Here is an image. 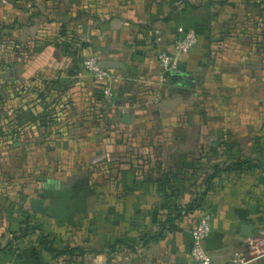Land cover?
<instances>
[{
  "label": "rangeland",
  "instance_id": "obj_1",
  "mask_svg": "<svg viewBox=\"0 0 264 264\" xmlns=\"http://www.w3.org/2000/svg\"><path fill=\"white\" fill-rule=\"evenodd\" d=\"M33 3L27 8L33 19L13 24L16 35L0 28V246L24 249L38 231L12 238L24 228L43 226L58 248L91 234L97 239L91 251L98 264H125V226H137L139 211L138 199L125 198L131 186L125 183L126 171L136 180L160 178L151 186L168 196L164 203L168 210L173 205L171 216L186 209L194 223L201 214L211 220L217 203L239 192L264 217V163L205 184L211 168L231 157L222 150L228 141L212 130L218 128V98L201 90L218 87L225 48L243 50L241 45L251 41L264 68L263 0H160L155 20L138 24L139 39L156 53L159 46L170 48L180 31L192 29L193 48L206 47L211 70L205 71L208 76L198 74L191 96L155 93L139 99H133L137 93L125 98V38L119 51L124 54L113 58L90 48L97 37L90 29L102 35L109 23L99 16L95 22L91 15L104 14V8L90 12L93 2L82 0L81 12L74 11L82 17L79 23L58 20L42 10L41 2ZM21 9L25 13L26 7ZM89 56L111 64L108 97L103 81L83 65ZM132 105L140 107L142 117L127 124ZM203 113L213 116L204 128ZM208 128L202 137L201 129ZM192 141L205 147L186 149Z\"/></svg>",
  "mask_w": 264,
  "mask_h": 264
},
{
  "label": "crops",
  "instance_id": "obj_2",
  "mask_svg": "<svg viewBox=\"0 0 264 264\" xmlns=\"http://www.w3.org/2000/svg\"><path fill=\"white\" fill-rule=\"evenodd\" d=\"M36 1L41 2L42 10L48 13L52 12V16L59 17L58 20L67 17V20L72 19V22H81L80 18L82 17L78 19L79 15H76L74 11L77 8L81 12L82 0H59L64 1L59 5H57L58 2H53L54 0ZM90 1L93 2L90 4V12L94 7L98 11L100 6L105 11L102 15L100 13L96 16L91 15L95 18V22L99 21L97 16L101 19L105 17L109 21L108 25L104 27L102 35H99V30L90 29L89 33L97 36L93 40L94 46L90 48L96 53L112 55L113 58L124 54L119 51L124 49L120 40L125 38V98L128 96L130 98L136 93L137 95L133 99H139L146 95L152 96L155 93L161 96L169 93L176 96L183 94L191 96L197 87L198 74L205 73L208 76V72L205 71L208 69L210 71L211 67L208 65L209 55L206 53V47L196 45L182 55L181 60L185 59L181 64L183 68L175 71L185 72L191 76L190 79L172 73L173 75L171 74L165 82L158 80L157 54L159 50L164 49L162 48L164 46H159L155 53L147 41H143V38L139 39L143 31L139 29L138 24L155 20L156 12L160 13V0ZM165 3L168 4V0H165ZM33 4V0H0V28H9V32L16 35L17 30L13 28V24L19 18H25L26 22L33 19V14L27 12V8ZM22 7H26L25 13L21 9ZM46 15L50 16L51 14ZM77 32L80 33V29ZM102 38L104 40L101 41ZM241 48L243 50L235 49L234 52L225 48L219 71L218 87L213 89L207 86L201 90L206 92V96L216 95L218 98L219 119L217 125L219 129L212 130L228 141L227 146L222 147V150L228 151L231 158L224 165L234 159L241 158L244 154L253 160V165L258 163L262 166L264 163V68L259 67L258 61L260 60L261 63L262 58H259L256 47L252 45L251 41L241 45ZM114 70L116 69H112V71ZM117 71L121 72V70ZM116 72L113 73L117 75ZM116 83L117 80H114V85ZM178 92L181 93L178 94ZM139 108L135 105L130 106L128 114L125 115L127 124L137 121V116L140 117ZM207 116L204 113L202 115L201 125L203 128L207 127L213 118V116ZM191 118L194 122V117ZM210 130L209 128L201 129L202 137L208 135ZM189 131L193 135L194 130L190 129ZM198 134L200 132H196V135ZM192 142L191 145L187 144L189 148L186 149L194 150L195 146V149L203 150L205 147L203 143ZM129 174L130 172H125V183L127 186L131 184L128 186L125 198L138 199L139 211L137 226H125V264H191V230L194 224L191 218L192 214L183 213L184 215L180 219L166 220L171 218L173 212H170V209L173 205L169 204V211L164 203L168 196L159 191L158 186H151V182L158 181L157 183H159L160 178L143 181L142 178L139 180H136L135 177L131 178ZM131 187L133 190H130ZM233 191L236 192L235 189ZM227 197L228 201L224 203H217L218 200H222L220 197L214 201L217 203V208L212 213L211 232L205 242L208 253L218 263L227 261L233 253H241L252 259L248 264H264V217L259 214L257 205L252 201L243 200L239 192L238 194H227ZM163 222L168 229H164L160 237L152 238L151 236ZM242 224H250L253 227L249 236L242 235ZM40 227L44 230L43 226ZM49 239L57 241L54 237H49ZM30 241V245L26 244L25 248L21 250L0 246V264L99 263L98 259L93 258L94 255L91 251L97 247V239H92L91 234L89 238H81L78 242L76 241L77 243H73V246H67L84 250L83 254L74 252L73 256H57L47 252L38 245L36 236ZM258 249L260 252L257 253Z\"/></svg>",
  "mask_w": 264,
  "mask_h": 264
},
{
  "label": "built area",
  "instance_id": "obj_3",
  "mask_svg": "<svg viewBox=\"0 0 264 264\" xmlns=\"http://www.w3.org/2000/svg\"><path fill=\"white\" fill-rule=\"evenodd\" d=\"M196 43V34L192 29L180 31L172 41L171 47L161 49L157 54L159 72L158 80L165 82L168 77L179 69L182 55L186 54ZM86 70L99 81H103L102 92L108 97L112 94V87L106 83L109 78L107 68L99 66L97 56H89L83 61ZM211 232V220L207 214H201L196 219L191 230L192 244L190 249L191 264H248L252 259L241 253L233 255L225 262H215L205 247V242Z\"/></svg>",
  "mask_w": 264,
  "mask_h": 264
},
{
  "label": "trees",
  "instance_id": "obj_4",
  "mask_svg": "<svg viewBox=\"0 0 264 264\" xmlns=\"http://www.w3.org/2000/svg\"><path fill=\"white\" fill-rule=\"evenodd\" d=\"M264 1V0H263ZM260 166V164H256L253 165V160L249 159V158H238V159H234L233 161H231L230 163L224 165V166H213L211 168V172L209 173V175L207 176V179L205 181L206 186H208L209 184H211L216 178L220 177L222 174L227 173V172H235V171H242V170H246L252 167H257ZM205 194V190L203 192H201V196L203 197ZM186 209L180 212H176L175 215L171 216V218L166 219V220H173L177 217L182 216V213H186ZM165 220V221H166ZM28 223V221H25ZM29 224V223H28ZM165 223H161L159 226V229L155 232V234H153L151 237H160L164 231V229H168L166 228V226H164ZM30 229V230H29ZM33 231H38V234L36 235V241L38 243V245L46 250L47 252L53 253L57 256H63V255H70L73 256L74 252H79L80 254L84 253V250L77 248V247H67V248H58L54 245V242L49 239L48 234H46L43 230L42 227L40 226H31L30 228H24L22 230H20V233L18 236H15V238L13 237L12 239L17 240V239H22L25 236H27L29 234V232H33ZM12 242V241H11ZM11 242L9 244H11ZM53 242V243H52ZM114 251V250H113Z\"/></svg>",
  "mask_w": 264,
  "mask_h": 264
},
{
  "label": "water",
  "instance_id": "obj_5",
  "mask_svg": "<svg viewBox=\"0 0 264 264\" xmlns=\"http://www.w3.org/2000/svg\"><path fill=\"white\" fill-rule=\"evenodd\" d=\"M110 65L111 64L108 63V62H104L102 60H99V66L102 67V68H107L108 69V67H110ZM180 68H183V66L179 65V69ZM173 74L181 75L183 78H186V79H190L191 78V76L186 74L185 72H175ZM252 228L253 227L250 224H242L241 225V230H242L241 233H242V235L249 236L251 234Z\"/></svg>",
  "mask_w": 264,
  "mask_h": 264
}]
</instances>
